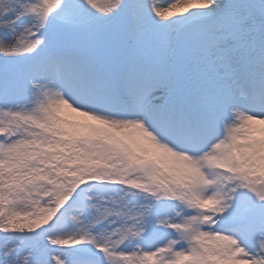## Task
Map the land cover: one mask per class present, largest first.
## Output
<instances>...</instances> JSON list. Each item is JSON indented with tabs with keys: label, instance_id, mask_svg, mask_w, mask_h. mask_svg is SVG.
<instances>
[{
	"label": "snow or ice",
	"instance_id": "1",
	"mask_svg": "<svg viewBox=\"0 0 264 264\" xmlns=\"http://www.w3.org/2000/svg\"><path fill=\"white\" fill-rule=\"evenodd\" d=\"M0 264H264V0H0Z\"/></svg>",
	"mask_w": 264,
	"mask_h": 264
},
{
	"label": "rangeland",
	"instance_id": "2",
	"mask_svg": "<svg viewBox=\"0 0 264 264\" xmlns=\"http://www.w3.org/2000/svg\"><path fill=\"white\" fill-rule=\"evenodd\" d=\"M157 2H158V3H161L162 5L165 4V0H163V1H162V0H157ZM173 2H174V0H173ZM165 6H166V5H165Z\"/></svg>",
	"mask_w": 264,
	"mask_h": 264
},
{
	"label": "bare ground",
	"instance_id": "3",
	"mask_svg": "<svg viewBox=\"0 0 264 264\" xmlns=\"http://www.w3.org/2000/svg\"><path fill=\"white\" fill-rule=\"evenodd\" d=\"M163 1V0H162Z\"/></svg>",
	"mask_w": 264,
	"mask_h": 264
}]
</instances>
